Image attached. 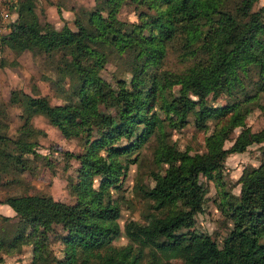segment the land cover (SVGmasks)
I'll use <instances>...</instances> for the list:
<instances>
[{
  "label": "trees",
  "instance_id": "obj_1",
  "mask_svg": "<svg viewBox=\"0 0 264 264\" xmlns=\"http://www.w3.org/2000/svg\"><path fill=\"white\" fill-rule=\"evenodd\" d=\"M129 1L137 20L123 29L115 27L118 12ZM102 2V8L81 9L73 21L75 29L65 22L59 28L48 21L42 24L35 0L11 3L17 14L9 31L0 34V47L59 54L54 83L64 102L52 104L46 96L16 91L11 92L13 100L22 105L25 123L42 114L64 136L83 137L84 151L69 153L79 160L72 184L74 203L44 193L10 195L1 201L12 208L17 223L13 231L0 230V250L19 251L29 244L32 264H264V147L259 165L243 169L239 195L224 191L223 209L231 212L233 224L222 246L209 234L176 233L194 225L196 213L203 209L206 187L200 175L221 184L229 153L264 142V127L254 131L244 123L243 105L257 103L256 93L236 97L253 68H258L257 90H264V3L255 10L256 0ZM230 3L244 22L226 9ZM177 35L191 53L186 59L197 58L180 74L162 67L167 44ZM109 46L131 50L140 58L129 79L111 83L101 75ZM175 83L180 84L177 95ZM222 93L232 100L207 104L209 95L217 98ZM190 119L197 129L217 121L202 152L190 153L169 140L170 129H181ZM236 127L240 131L225 147ZM152 135L155 161L167 164L161 172H150L152 186L141 187L153 210L147 212L146 222L129 220L122 229L119 204L110 188L123 172L121 156L135 161L131 149ZM8 142L13 143L8 153L13 165L24 169L22 155L32 150V143L4 134L0 121V144ZM2 171L0 166V180ZM7 217L0 213V218ZM50 232L61 240L62 256L49 247ZM121 234L128 242L114 244ZM166 253H182L184 259L175 263Z\"/></svg>",
  "mask_w": 264,
  "mask_h": 264
},
{
  "label": "rangeland",
  "instance_id": "obj_2",
  "mask_svg": "<svg viewBox=\"0 0 264 264\" xmlns=\"http://www.w3.org/2000/svg\"><path fill=\"white\" fill-rule=\"evenodd\" d=\"M16 0H0V9L4 6L9 12L13 10L11 3ZM264 3V0H256L253 9H257ZM102 0H35V11L41 23L48 21L59 28L62 24L68 23L75 29L74 19L81 9L94 10L102 8ZM236 19L244 22L243 15L236 10L235 4L230 3L227 7ZM137 14L134 10V3L128 2L123 5L114 21L115 27L123 29L129 21H136ZM11 14L8 21H0V34L9 27ZM58 55H49L43 52H32L24 50L16 52L8 47H0V121L2 132L10 138L18 140L25 139L32 143V150L22 155L26 163L24 169L13 165V158L8 156L12 152V142L0 144L2 157L0 166L3 168L0 180V213L5 214L6 220L0 218V230L13 231L16 228L17 217L12 208L1 201L10 195L44 193L66 203L76 201L72 184L75 182L76 168L79 160L69 153H81L84 151V139L81 136L66 137L49 119L36 114L25 123L22 117L23 107L19 102L13 100L12 91L19 94L27 93L34 96H46L50 103L57 104L64 102L62 93L58 91L54 81L57 78L56 63ZM191 53L185 52L183 40L178 35L167 44L166 54L162 61V67L176 74H180L184 68L189 66L197 58L186 57ZM140 58L131 50L119 52L115 47L109 46L106 49V63L102 67L101 75L111 83L118 78L129 79ZM258 68H253L245 79V87L236 93V97L242 98L244 92L256 93L255 104H244V123L257 131L264 127V90H257ZM67 86V79H65ZM68 87V86H67ZM66 87V88H67ZM177 95L180 84L172 86ZM232 100L226 93L220 94L217 98L209 95L207 104L212 106L223 105ZM247 110V111H246ZM192 117L191 115L189 116ZM181 129H170L169 140L178 148L188 150L190 153L202 152L205 149L206 136L216 124V120H209L207 129H197L191 121ZM240 127H236L231 133L230 140L225 141V147L232 144ZM124 140L120 143L123 144ZM155 136L150 138L140 147L131 149L130 161L127 157L121 156L123 161V172L119 181L111 186V194L118 202L120 214L118 222L121 228L129 220L146 222L147 212L151 209V200L143 194L141 187L145 189L153 185L150 176L151 171L161 172L167 164H158L153 155ZM264 142L252 143L244 151L229 153L223 162L222 183L217 180L200 175L199 179L206 187L203 201V209L196 213L195 223L191 227L179 229L178 235H189L192 232L209 234L214 241L222 246L225 238L232 228L231 212L223 209L227 196L239 195L241 183L239 177L245 167L259 165L262 157ZM100 177L95 176V185ZM56 233L62 231L55 229ZM28 232V231H26ZM128 242V238L121 234L114 238L113 243L120 245ZM62 242L58 235L50 232L49 247L58 256H62ZM165 258L175 263H181L184 259L182 253H166ZM0 264H32V247L25 244L19 251L4 252L0 250ZM145 264V262L143 263Z\"/></svg>",
  "mask_w": 264,
  "mask_h": 264
},
{
  "label": "built area",
  "instance_id": "obj_3",
  "mask_svg": "<svg viewBox=\"0 0 264 264\" xmlns=\"http://www.w3.org/2000/svg\"><path fill=\"white\" fill-rule=\"evenodd\" d=\"M10 12L3 6L0 9V21L3 23L5 21H8Z\"/></svg>",
  "mask_w": 264,
  "mask_h": 264
},
{
  "label": "crops",
  "instance_id": "obj_4",
  "mask_svg": "<svg viewBox=\"0 0 264 264\" xmlns=\"http://www.w3.org/2000/svg\"><path fill=\"white\" fill-rule=\"evenodd\" d=\"M10 14H11V21H12L13 19H15L17 13H16V11L13 9V10H10ZM9 29H10V27L6 28L5 31H3V33L8 32Z\"/></svg>",
  "mask_w": 264,
  "mask_h": 264
}]
</instances>
